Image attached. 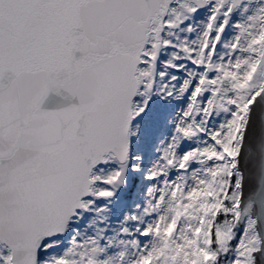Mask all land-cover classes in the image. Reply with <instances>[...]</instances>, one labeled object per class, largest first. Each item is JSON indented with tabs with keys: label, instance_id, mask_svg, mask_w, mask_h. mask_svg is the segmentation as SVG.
Returning a JSON list of instances; mask_svg holds the SVG:
<instances>
[{
	"label": "snow or ice",
	"instance_id": "obj_1",
	"mask_svg": "<svg viewBox=\"0 0 264 264\" xmlns=\"http://www.w3.org/2000/svg\"><path fill=\"white\" fill-rule=\"evenodd\" d=\"M0 264H264V0H0Z\"/></svg>",
	"mask_w": 264,
	"mask_h": 264
}]
</instances>
